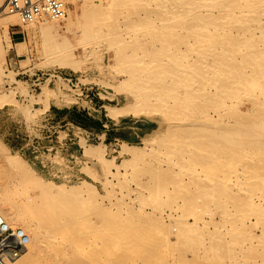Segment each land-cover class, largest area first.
Here are the masks:
<instances>
[{"label":"rangeland","instance_id":"obj_1","mask_svg":"<svg viewBox=\"0 0 264 264\" xmlns=\"http://www.w3.org/2000/svg\"><path fill=\"white\" fill-rule=\"evenodd\" d=\"M90 1L86 18L72 20L69 33L66 21L58 22L64 41L31 40L29 26L19 19L8 28L10 49L0 38V203L4 208L27 203L32 210L45 192L40 185L64 189L60 209L84 215L77 231L96 228L100 238L113 223L118 241L101 264H264V165L255 162L264 148L247 149L248 141L264 140L259 131L264 130V73L259 77L264 0H185L186 8L182 0ZM80 4L73 9L77 13ZM11 31L20 39L13 40ZM204 63L212 64L214 75H219L216 65L237 64V71L236 66L224 69L234 70L227 69L232 78L243 76L246 84L239 90L242 82L235 77L240 85L225 77L218 84L228 76L220 66L217 85L212 71L200 66V76L205 70L209 74L204 82L207 76L201 79L197 72ZM255 66L260 72L252 76ZM38 82L34 92L32 84ZM160 85L164 91L159 92ZM219 85L227 89L225 95ZM195 98L204 99L203 104L208 100L209 108ZM196 121L205 122L207 132L196 136L190 127ZM253 124L259 132L246 133L257 128ZM222 129L236 142L251 137L233 149L238 152L231 160L227 142L222 144L228 149L218 147L224 159L218 152L211 158L214 148L200 149L196 143L205 133L226 139ZM234 129L240 134L234 135ZM22 176L31 180L27 191L12 183ZM184 196L195 202L182 204ZM0 212L9 223L5 209ZM41 254L37 259L44 260Z\"/></svg>","mask_w":264,"mask_h":264},{"label":"bare ground","instance_id":"obj_2","mask_svg":"<svg viewBox=\"0 0 264 264\" xmlns=\"http://www.w3.org/2000/svg\"><path fill=\"white\" fill-rule=\"evenodd\" d=\"M2 1H4V2H1L0 1V3H2V4H4L5 3V1L6 0H2ZM156 1H158V0H156ZM224 0H221L220 2L222 3ZM90 0H89V4H90ZM238 2H240L239 0H238ZM238 2H237V4H238ZM182 5L183 6H185L184 8H186V1L185 0H182ZM87 5H88V0H84L83 1V3H81L80 4V7H79V12L77 13V12H75L73 9L72 10H70L68 13H67V16L65 17V23H67V24H65V26H66V31L69 33L70 31H71V29H70V27H71V21L72 20H74V19H85L86 18V13H87ZM239 7V6H238ZM223 9H225L224 7H223ZM236 9H237V7H236ZM1 16V15H0ZM18 17H17V15H15V14H8V15H5V16H3V19H1V21H0V29L2 30V33H1V36H0V38H1V40L3 41V42H5V44H6V47H7V49H10L12 46H11V39H10V37H9V33H8V28L9 27H13V26H16L17 24H18ZM29 26V29H28V31L26 32V35L28 36V38H31V40H35V38L36 37H51V38H57V39H60V40H63L64 41V39H65V37H64V35H60L59 34V32H58V30L60 29V27H59V25H58V22H52V21H48V20H42L41 22H39V23H37V24H31V25H28ZM60 31V30H59ZM25 32V31H24ZM66 32V33H67ZM21 34V33H20ZM65 34V33H64ZM0 40V41H1ZM24 48V46L23 45H21V46H19V48L18 49H23ZM0 52H4V49H3V47H2V44H1V42H0ZM252 58V57H251ZM250 58V59H251ZM209 59V58H208ZM210 59H215L214 57L213 58H210ZM216 59H218V58H216ZM219 59H221V58H219ZM218 59V60H219ZM259 59V58H258ZM205 60H207V59H205ZM257 60V59H256ZM214 61V60H213ZM253 61H254V59H253ZM258 61V60H257ZM1 63H3V58H2V60H1ZM0 63V64H1ZM251 64H253V63H251ZM250 64V65H251ZM210 65V67L212 66V64H209ZM209 65H206V63H204V64H202V65H197V68H196V66H194V68H196L197 70H193V74H194V76L197 74V72L199 73V76H200V72H202V68L204 67L205 69H207L208 71L209 70H211V69H209L210 67H209ZM216 65V64H215ZM214 65V66H215ZM239 65V64H238ZM200 66L202 67V68H200ZM217 66H220V65H216L215 67H213V68H215L216 70H215V73H217V72H219L218 74L219 75H214L213 74V71H212V73L210 74V75H213V76H215V78L212 80V83H214V82H216V81H214L216 78L218 79V76H221V75H223V73L221 74V71H218V69L217 68H219V67H217ZM225 67H230L229 66V64H228V66H226V65H224ZM224 66H220V70H224V72L226 73H224V75H228L229 74V72L230 73H232V71L234 72V70H230V69H228V68H226V69H224L225 67ZM236 66V67H235ZM240 66V65H239ZM257 66H260V65H257ZM189 67H191V66H189ZM208 67V68H207ZM217 67V68H216ZM223 67V68H222ZM235 67V68H234ZM234 67H233V65L231 66V68L233 69H235L236 71H237V64L235 65L234 64ZM247 67H249V66H247ZM253 67V66H252ZM252 67H249V70L252 68ZM201 69V71H200V69ZM259 68H261V69H259ZM257 67L256 68V66H255V68H254V73L252 72V76H253V74H255L256 72L257 73H259L260 71L259 70H261L262 72H261V75L259 76V77H261L262 76V73H264V65H261L260 67ZM204 69V70H205ZM230 70L229 72H228V70ZM240 69L242 70L243 68H242V66H240ZM245 69V68H244ZM243 69V70H244ZM246 69H248V68H246ZM245 69V70H246ZM257 69H259V70H257ZM227 70V71H226ZM244 70V71H245ZM196 73H195V72ZM207 71V72H208ZM210 71V72H211ZM247 71V70H246ZM259 71V72H258ZM204 72V71H203ZM207 72H206V70H205V73H203L204 75L205 74H207ZM209 72V73H210ZM227 72H228V74H227ZM243 72V71H242ZM241 72V73H242ZM248 72V71H247ZM247 72H245V73H247ZM250 72V71H249ZM245 73H244V76H245ZM256 73V74H257ZM192 74V75H193ZM203 74H201L203 77H204V75ZM221 74V75H220ZM248 74V73H247ZM255 74V75H256ZM209 75V74H208ZM208 75H205V77L206 78H203L202 76H200L201 77V79L202 80H204V79H206V80H208L207 78H209L208 77ZM236 75V74H235ZM243 75V74H242ZM254 75V76H255ZM257 75H259V74H257ZM154 76H160V74H156V73H154ZM198 76V75H197ZM213 76H211V77H213ZM238 76V75H237ZM237 76H234L235 77V79L237 80V79H239L242 83H240L239 82V80L238 81H236V80H234L230 75H228V76H223V77H221V79H219L218 80V84H219V82H222V84H223V80L222 79H224V77H225V82H227L228 80L227 79H229V78H232V80L231 79H229L231 82L230 83H233V84H242L241 85V87L240 86H238L239 88V90H240V88H243L242 86H244L243 85V82H245L244 84H246V81L244 80H241V78H243V76H240V72H239V76L240 77H237ZM251 76V75H250ZM228 77V78H227ZM247 77V76H246ZM245 78V77H244ZM256 78H258V77H256ZM262 78H264V77H262ZM216 79V80H217ZM248 79V78H247ZM200 80V79H199ZM202 80H200L201 82H202ZM206 80H204V82H206ZM211 80V79H210ZM220 80H222V81H220ZM214 81V82H213ZM233 81V82H232ZM198 82V81H197ZM204 82H202V84L204 83ZM229 82V81H228ZM194 83H196V82H194ZM211 82H210V84L211 85H213ZM248 83H250V82H248ZM206 84V83H205ZM207 84H208V82H207ZM206 84V85H207ZM227 85L229 84V83H226ZM239 84V85H240ZM198 85V84H197ZM206 85H204V86H206ZM214 85H217V82H216V84L214 83ZM225 85V84H224ZM224 85H219V86H217V89L219 90V88L221 87V86H224ZM230 85V84H229ZM195 86V85H194ZM158 87V90H160V88H163V87H161V85L160 86H157ZM219 87V88H218ZM225 87L227 88V86L225 85ZM200 88V87H199ZM199 88H198V92H199ZM222 88L223 87H221V89H220V91H223L222 90ZM228 88H232V90L233 89H237V88H235V87H231V86H228ZM165 89H167V88H165ZM193 89V91L195 90V88H192ZM216 88H214V90H215ZM223 89H225V88H223ZM231 90V91H232ZM234 90V91H235ZM161 91H164V88H163V90L161 89L159 92H161ZM188 91H191L189 94L190 95H192V90H188ZM196 91V90H195ZM195 91H194V93H193V96H194V94H195ZM202 91V90H201ZM200 91V94L201 93H204V91H202L201 92ZM230 91V90H229ZM234 91H232V92H234ZM224 92H228L227 91V89H225L224 91H223V93ZM12 93H15V91H13ZM187 93V95H188V92H186ZM197 93V92H196ZM206 93V92H205ZM208 93V92H207ZM226 93H224V94H222L221 93V95H225ZM211 94V93H210ZM210 94H209V96H210ZM220 94V93H219ZM229 94V93H228ZM232 94V93H231ZM186 95V96H187ZM189 95V96H190ZM202 95V94H201ZM200 95V96H201ZM206 95H208V94H206ZM189 96H187V97H189ZM189 97V99H192V98H194V97ZM196 96V95H195ZM199 96V97H200ZM198 97V96H197ZM206 97V96H205ZM221 97H223V96H221ZM200 98H203V97H200ZM212 98V97H211ZM223 98H225V97H223ZM185 100H187L186 98H184ZM195 99H199V98H195ZM210 101H211V99H210V97L208 98ZM222 99V98H221ZM202 100V99H201ZM204 100V99H203ZM202 100V101H203ZM225 100V99H224ZM188 101V100H187ZM186 101V103H188ZM189 101H191V100H189ZM199 102H201L200 104H202V105H200V106H206L207 108L206 109H208L209 107H208V105H209V103H207V101H206V99H205V101H204V103H206V104H203V102L202 101H200V100H198ZM198 101H196V104H199V102ZM209 102V101H208ZM218 102V101H217ZM224 102V101H223ZM211 103H214V101L213 102H211ZM189 105H190V103H188ZM187 104V105H188ZM192 104H193V102H192ZM219 104H221V103H219ZM230 104V103H229ZM260 104V103H259ZM147 105V104H146ZM186 105V106H187ZM194 105V104H193ZM211 105V104H210ZM232 105V104H231ZM231 105H229V106H231ZM254 105V104H253ZM262 105H264V104H262ZM225 104H223V106H222V104L219 106V107H223V108H225V112H226V109H227V106H225ZM254 106H256V105H254ZM148 107H152L153 108V106L152 105H150V103L147 105V108ZM214 107V105H212V111L216 114V112H217V110L215 109V108H213ZM218 106L216 105V108H217ZM262 107H264V106H262ZM145 108H146V106H145ZM151 108V109H152ZM155 108V107H154ZM196 108V107H195ZM223 108L221 109V108H219V110L221 109V110H223ZM234 108V107H233ZM254 108V107H253ZM258 108V107H257ZM188 109V108H187ZM190 109V108H189ZM202 109H204V108H202ZM214 109H215V111H214ZM218 109V108H217ZM232 110V108L231 107H229V109L228 110ZM259 109H262V108H259ZM150 110V109H149ZM152 110H154V109H152ZM231 110H230V112H231ZM234 110H236V109H234ZM255 110V108L253 109V111ZM257 110V109H256ZM197 111H200V109L199 108H197ZM238 111V110H237ZM149 112H151V110L149 111ZM154 112V111H153ZM192 112H194V111H192ZM201 112V111H200ZM225 112L223 111L221 114H225ZM239 112V111H238ZM256 112H258V110L256 111ZM139 113H142V112H139ZM152 113V112H151ZM156 113H159V112H156ZM218 113V112H217ZM197 114H198V112H197ZM220 113L218 114V115H220V116H222ZM223 114V116H226V114L224 115ZM261 114V113H260ZM144 115V114H143ZM149 115V114H148ZM216 116L217 118H219L220 116ZM207 116V115H206ZM222 116V117H223ZM210 118H212V117H210ZM207 119V118H206ZM216 119V118H215ZM227 119V118H226ZM205 119L203 118V120L202 121H204ZM208 120V122L209 123H207V124H209V125H211L210 124V121L209 120H211V119H207ZM207 120H205V121H207ZM222 120V118L220 117V121ZM174 121V120H173ZM197 121H199V120H197ZM197 121L195 122V123H193V125L192 126H190V127H192V129L189 127L188 129H191V130H197V132H195L196 133V136L197 135H199V131H202L203 129H202V126H204V124H205V122H204V124L201 126V124L198 122L197 123ZM234 121H235V119H234ZM256 121V120H255ZM259 121H261V120H259ZM172 122V121H171ZM175 122V121H174ZM216 121H214V123H215ZM235 122H237V121H235ZM262 122H264V121H262ZM173 123V122H172ZM212 123H213V121H212ZM213 123V124H214ZM227 123H229V121L227 122ZM251 123H253V122H251ZM207 124H206V126H207ZM216 124H219V123H216ZM222 124V123H221ZM225 124V123H224ZM232 124V123H231ZM240 125V123H237V125ZM261 124H264V123H261ZM167 125H169V124H167ZM166 125V126H167ZM230 125V124H229ZM249 125H251L252 126V124H250L249 123ZM255 124H253V127H257L256 129L254 128V129H247V128H245V129H247V130H245L244 128H243V130H245L246 131V133H248V132H250V133H252V132H256L257 131V129L258 128H260V127H258V126H254ZM219 126V125H218ZM217 126V127H218ZM223 126V125H222ZM226 126V125H225ZM233 126H236V124L234 123V125ZM213 127V126H212ZM227 127V126H226ZM241 127H243V126H240V127H238V128H241ZM252 127V128H253ZM166 128V127H165ZM170 127H168L167 129H169ZM207 129L209 128V127H206ZM214 128V127H213ZM223 128V127H222ZM229 129V128H228ZM227 129V130H228ZM242 129V128H241ZM261 129V130H260ZM259 129V131L260 132H262V131H264V130H262V128H260ZM189 131V132H193V131ZM211 130H213V129H211ZM215 130V129H214ZM217 130V129H216ZM230 130V129H229ZM233 130V129H232ZM239 130V129H238ZM208 131H209V129H208ZM218 131H220V130H218ZM225 131V130H224ZM234 131H236L235 129H234ZM240 131V130H239ZM239 131H238V133H237V131L234 133L233 131H232V134L234 133V135L237 133V135L238 134H240L239 133ZM259 131H257V132H259ZM202 132H207V131H202ZM210 132V131H209ZM214 132V131H213ZM230 132V131H229ZM198 133V134H197ZM216 133V132H215ZM225 133H227V132H225ZM224 132H223V129H222V133H220V134H222V135H224L225 134ZM206 135H208V136H210L209 134H207V133H205ZM211 134H212V132H211ZM214 134V133H213ZM245 134V133H244ZM255 135H256V133H254ZM259 134V133H258ZM201 135L202 134H200V138H201ZM222 135H221V137H222ZM231 135V134H230ZM233 135V136H234ZM259 135H261V134H259ZM262 135H264V134H262ZM208 136H206V137H204V135H202V138L200 139L199 137V141H198V139L196 140V141H198V142H196V143H198V147L201 149V148H214L213 150H214V152L216 153V152H218L220 155H221V157H223V159L226 157L225 155H226V153H228L229 155H230V157H229V155L227 154V156L229 157V160H231L230 158L232 157H234L233 155H232V153L236 156V153L238 152H236V153H234V151L235 150H233L234 148H239V147H241V145H242V147H243V143L244 142H247L248 141V139L249 138H251V137H249V138H245V139H247V141H244V142H242L243 140H241V142H239L240 140L238 139V141L236 142V140H231V139H229V138H231V137H228L229 135L227 134V136H226V134H225V136H226V139L224 138H221V141H219L220 139V137H219V135H216L217 137H219L218 139H217V137L215 136H210V137H208ZM224 137V136H223ZM235 137V136H234ZM242 137V136H241ZM258 137V136H257ZM260 137H262V136H260ZM197 138V137H196ZM218 140V141H217ZM255 139H253V140H250L251 142H253ZM258 139H256V141H257ZM250 141H248L249 143L247 144V149H249V146H251V147H253V149L254 150H257L258 149V151L260 152V149H262V148H264V140H259V141H255V142H253V144L251 145V143H250ZM146 143L148 142V140H146L145 141ZM219 142V143H218ZM224 142H227V147H230L229 148V152L227 151L225 154H224V156H222V154H223V151H222V149H220L221 151H219V149H218V147H221V145L220 144H222V143H224ZM195 143V145H196V147H197V144ZM224 144H226V143H224ZM222 146H223V144H222ZM224 147L225 148H227L226 146H223L222 148L224 149ZM244 147H245V145H244ZM236 148V149H237ZM215 149H217L216 151H215ZM228 149V148H227ZM242 149V148H241ZM238 150V149H237ZM250 150H251V148H250ZM253 150V151H254ZM240 152H241V150H239ZM252 151V150H251ZM214 152H213V154H211L212 155V157L211 158H213L214 156H218L219 157V155H218V153H216V155H214ZM240 152H239V154H240ZM256 152V151H255ZM222 153V154H221ZM262 155L261 156H259V155H257V156H259L258 158H260L259 160H258V158H257V160L258 161H255L256 163H259L260 165H264V153H261ZM242 155H240L239 156V159H240V157H241ZM210 158V159H211ZM209 159V158H208ZM204 160L202 163L203 164H206L207 165V163H209L208 161L209 160ZM228 159V158H227ZM236 159H238V156H237V158ZM238 159V160H239ZM215 161V160H214ZM214 161H212V162H214ZM218 162V161H217ZM14 177H15V175H14ZM13 179V178H12ZM20 179V180H19ZM18 179V181H17V179H16V181L17 182H12L13 184H15L16 185V183L18 184L19 183V186L21 187V191H22V189H28V188H31V184H29L30 183V179H28L26 176H22L21 178H19ZM3 181V180H2ZM10 183H11V181H10ZM5 185H6V183H5ZM40 185V184H39ZM7 186V185H6ZM11 186H12V184H11ZM41 186H43V188H41V189H43V191L45 190V192L43 193V194H39L38 195V198H37V202H36V204H33V206H35L32 210L29 208V206L27 205V203H25L24 204V207L23 206H20V207H18V208H14V207H8L7 206V208H4V207H6L4 204H2V202L0 203V211L1 210H3V209H5V211H6V214H7V216H8V218H9V223L11 224V225H13V224H15V225H13V226H15V227H19L20 229H22L25 233H26V235L28 236V240H29V242H28V245H27V247H26V257L24 258H22V256L14 263V264H101V261H102V258H103V254H105L106 252H107V250H108V248L110 247V246H112V244H115V242H117L116 241V239L117 238H115L117 235L115 234V229H114V226L112 225V224H108V225H110L109 227H108V231L107 230H105L104 229V231L105 232H107L106 234H108V235H106L105 233H104V237H103V235H102V237L104 238H102V237H100V238H97V235H98V232L100 231L98 228V231L96 230V228H92V229H90V230H86L87 232H88V235H89V237L90 238H87L86 236H84V235H87L86 233H85V231L82 233L81 232V230H79V231H77V226L79 225V224H81L82 222H83V216L84 215H82V214H80L79 212H77L76 211V209H74V208H72L70 211H68V212H66V211H64V210H62V209H60L61 208V206H64L65 205V203H61V200H64L65 198L64 197H66V195H65V190L63 189V190H61L60 192H57L56 190H54V188L51 186V185H49V184H44V185H40V187ZM1 187V186H0ZM13 187H15L14 185H13ZM3 188V187H2ZM18 187H15V188H13L14 190L15 189H17ZM6 189V188H5ZM12 189V190H13ZM1 190V189H0ZM2 191H3V189H2ZM25 191H27V190H25ZM6 192V191H5ZM5 194V193H4ZM22 195H25L24 193L22 194ZM214 196V195H213ZM189 196H184L183 197V199H181L182 200V204H184V205H186V203L187 204H192V202H195V200H193V199H189L188 198ZM215 197V196H214ZM51 198H54L53 200L54 201H52L51 200ZM219 197H218V195H217V198L215 197V199L217 200ZM1 199V198H0ZM213 200H215L214 198H212ZM211 199V200H212ZM223 198H221V199H218V201H220V200H222ZM233 199V198H232ZM207 200V199H206ZM235 200V199H234ZM237 200H239V199H237ZM0 201H2V199L0 200ZM226 198H224V201L223 202H225L226 203ZM232 201V200H231ZM241 201V200H240ZM239 201V202H240ZM213 203H214V201H212ZM216 202V204L218 205V203H217V201H215ZM222 202V204H224ZM212 203V204H213ZM220 204H221V201L219 202ZM235 205H236V203H237V201H236V203H235V201L233 202ZM232 203V204H233ZM215 204V205H216ZM220 204H219V206H220ZM221 204V205H222ZM214 205V204H213ZM227 205V204H226ZM224 206V205H223ZM222 206V207H223ZM29 208L31 211H28L26 208ZM171 211V210H170ZM174 211V210H173ZM4 212V211H3ZM31 212H35V213H31ZM92 213V212H91ZM0 214H1V212H0ZM95 215H97V213L95 214ZM171 215H169V212H168V214H167V216L166 217H170ZM95 217V216H94ZM0 218H2V219H4L3 218V216H1L0 215ZM87 218V217H86ZM107 219V218H106ZM105 219V223H106V220ZM86 220L87 219H85L84 218V221L86 222ZM11 221V222H10ZM88 223H89V221H87ZM13 223V224H12ZM111 223V222H110ZM108 225H106V228H107V226ZM113 227H112V226ZM111 229H112V231H111ZM114 229V230H113ZM111 232V234H110V232ZM114 231V232H113ZM87 235V236H88ZM106 236V237H105ZM108 236V237H107ZM119 237V236H118ZM115 238V239H114ZM100 239H102L101 241H100ZM100 242V243H98V241ZM41 253H43V255L45 254V258H44V260L42 259L41 260V258L39 259H37V257H38V255H40ZM42 255V254H41ZM25 256V255H24ZM126 260H127V258H125ZM125 260V261H126ZM131 260V259H130ZM141 260H143V261H145L143 258L141 259H139L138 261H141ZM143 261H142V263H143ZM124 264V263H123ZM125 264H127V263H125Z\"/></svg>","mask_w":264,"mask_h":264},{"label":"built area","instance_id":"obj_3","mask_svg":"<svg viewBox=\"0 0 264 264\" xmlns=\"http://www.w3.org/2000/svg\"><path fill=\"white\" fill-rule=\"evenodd\" d=\"M80 3L81 0H6L0 3V15L15 14L24 25L42 20L61 22ZM40 84H32L34 92L40 89ZM28 242L22 229L0 218V264H14L25 252Z\"/></svg>","mask_w":264,"mask_h":264},{"label":"crops","instance_id":"obj_4","mask_svg":"<svg viewBox=\"0 0 264 264\" xmlns=\"http://www.w3.org/2000/svg\"><path fill=\"white\" fill-rule=\"evenodd\" d=\"M15 34H16V32H12V31H11V33H10L11 38H12L13 40H18V39H20V38H15V37H14Z\"/></svg>","mask_w":264,"mask_h":264}]
</instances>
